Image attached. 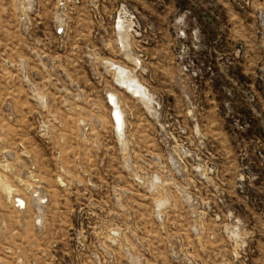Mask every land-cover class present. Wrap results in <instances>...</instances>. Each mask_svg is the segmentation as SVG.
<instances>
[{
	"label": "rangeland",
	"instance_id": "1",
	"mask_svg": "<svg viewBox=\"0 0 264 264\" xmlns=\"http://www.w3.org/2000/svg\"><path fill=\"white\" fill-rule=\"evenodd\" d=\"M0 264H264V0H0Z\"/></svg>",
	"mask_w": 264,
	"mask_h": 264
},
{
	"label": "bare ground",
	"instance_id": "2",
	"mask_svg": "<svg viewBox=\"0 0 264 264\" xmlns=\"http://www.w3.org/2000/svg\"><path fill=\"white\" fill-rule=\"evenodd\" d=\"M113 110H117V113L119 115L116 116V119L115 120L120 121L119 126L122 128V123H123L122 120H121V118H122V112L119 110V106L116 105L115 109H112V112H113ZM114 124L116 126V123L115 122H114ZM115 128H117V126Z\"/></svg>",
	"mask_w": 264,
	"mask_h": 264
},
{
	"label": "built area",
	"instance_id": "3",
	"mask_svg": "<svg viewBox=\"0 0 264 264\" xmlns=\"http://www.w3.org/2000/svg\"><path fill=\"white\" fill-rule=\"evenodd\" d=\"M116 124L118 123V122H115Z\"/></svg>",
	"mask_w": 264,
	"mask_h": 264
}]
</instances>
